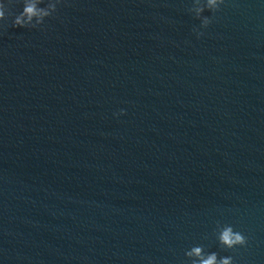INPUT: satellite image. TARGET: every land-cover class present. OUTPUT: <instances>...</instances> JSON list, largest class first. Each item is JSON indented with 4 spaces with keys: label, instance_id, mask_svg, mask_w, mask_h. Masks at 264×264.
Instances as JSON below:
<instances>
[{
    "label": "water",
    "instance_id": "1",
    "mask_svg": "<svg viewBox=\"0 0 264 264\" xmlns=\"http://www.w3.org/2000/svg\"><path fill=\"white\" fill-rule=\"evenodd\" d=\"M194 3L65 0L42 29L9 9L0 264H189L194 245L264 264V0H226L200 38ZM218 223L248 244L222 249Z\"/></svg>",
    "mask_w": 264,
    "mask_h": 264
},
{
    "label": "clouds",
    "instance_id": "2",
    "mask_svg": "<svg viewBox=\"0 0 264 264\" xmlns=\"http://www.w3.org/2000/svg\"><path fill=\"white\" fill-rule=\"evenodd\" d=\"M65 0H0V22L6 16L13 15L9 9L19 7V11L14 15L12 27L22 29H42L45 22L56 15L60 6ZM226 0H195L192 11L195 18L200 21L198 27L193 29L197 38L204 35L212 23L213 16L221 10ZM44 4L45 7H41ZM212 15H205V12ZM125 110L121 109L116 116L125 115ZM214 235L222 249H234L244 247L248 244L246 236L236 230L231 224L222 226L217 224ZM189 264H234L233 257L221 256L218 252L207 251L203 245H194L185 252Z\"/></svg>",
    "mask_w": 264,
    "mask_h": 264
}]
</instances>
